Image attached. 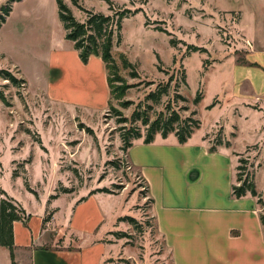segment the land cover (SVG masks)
Listing matches in <instances>:
<instances>
[{
  "label": "rangeland",
  "instance_id": "rangeland-1",
  "mask_svg": "<svg viewBox=\"0 0 264 264\" xmlns=\"http://www.w3.org/2000/svg\"><path fill=\"white\" fill-rule=\"evenodd\" d=\"M63 1L81 22L86 20L87 10L107 16L118 9L138 11L123 21L121 43L115 39L113 55L120 64V56L125 54L137 66L139 77L121 70L124 83L114 85L124 86L125 96L122 100L110 99L105 111L106 91L100 78L96 107L51 103L45 93L50 87L49 69L59 51L73 50L65 39L57 0H0V18L12 8L0 28V191L24 210V223L31 214L44 216V229H50L47 235L56 236V242L49 238L41 246L50 248L64 244V231L57 232V224L68 217L72 198L77 202L92 192L109 194L101 192L107 190L115 197L112 211L118 214L102 226L106 231L103 241L113 248L105 264H172L157 231L146 184L121 150L120 130L141 124H119L118 119H130L151 91L173 78L169 96L154 110L160 112L170 101L177 110L189 107L190 111H181L185 117L197 110L196 118L202 122L203 131L208 130L210 146L220 137L231 141L234 134L226 133L223 122L232 116L234 105L222 85L225 68L230 66L223 64L233 58L244 63L238 49L240 42H245L239 24L251 13L256 14L264 0H111L114 11L104 0ZM260 13L264 15V9ZM7 73L25 83L12 81ZM183 73L186 84H182ZM177 84L187 102L176 107L173 99ZM199 92L203 100L196 106L193 101ZM217 98L219 104L208 110ZM123 102L131 105L124 108ZM83 127L91 128L94 135ZM141 131L145 136L146 128L141 126ZM260 153V146H253L241 155L250 173L258 168ZM15 173L17 178L13 177ZM5 198L0 193V200ZM126 217H133L137 227L123 221ZM116 232L124 237L117 238ZM84 237L82 243L86 245L90 236L78 234L80 240ZM0 264H11L9 251L1 246Z\"/></svg>",
  "mask_w": 264,
  "mask_h": 264
},
{
  "label": "crops",
  "instance_id": "crops-1",
  "mask_svg": "<svg viewBox=\"0 0 264 264\" xmlns=\"http://www.w3.org/2000/svg\"><path fill=\"white\" fill-rule=\"evenodd\" d=\"M260 9L264 6L239 24L240 37L245 42H240L238 49L244 63L233 58L223 64L230 66L225 68L222 79L224 93L234 105L223 127L229 136L234 134L232 146H220L212 152L206 140L208 130L201 127L185 144H180L175 135L166 139L158 135L151 144L136 140L126 155L130 167L149 188L151 212L172 264H264L262 207L256 197L235 198L232 191L238 155L260 146L255 184L264 196V15ZM99 78L106 91L105 111L111 99L106 64L97 56L84 64L73 47L59 51L55 57L49 69L50 87L45 93L51 103L94 108ZM114 199L111 194L96 193L78 204L72 198L68 217L63 223L57 222V232L64 231L65 236L60 247L41 246L49 238L56 242V236L47 235L50 229H44L42 214H31L25 223L15 222L16 263L105 264L113 248L103 241L106 231L102 226L118 214L112 211ZM78 234L90 236V241L85 245L82 242L87 237L80 240Z\"/></svg>",
  "mask_w": 264,
  "mask_h": 264
},
{
  "label": "trees",
  "instance_id": "trees-1",
  "mask_svg": "<svg viewBox=\"0 0 264 264\" xmlns=\"http://www.w3.org/2000/svg\"><path fill=\"white\" fill-rule=\"evenodd\" d=\"M22 0H12V3L21 2ZM110 6V10L114 11V4L111 0H104ZM59 19L66 32L65 39L73 43V47L79 52L81 61L87 64L91 56H97L102 59L106 64L108 71V84L110 87L111 99L122 100L125 96L124 86H115V83H124L122 76L120 75L121 70L130 71V75L133 78H138L137 66L133 64L125 54L120 56V64L117 62L113 55V49L115 45V39L117 43H121V31L123 21L133 15H136L138 11H131L129 9H118L112 15H104L101 13H95L92 11H86L87 17L84 22L76 19L70 8L64 3L63 0H57ZM12 12V8H7L4 15L0 18V28L5 23L6 17H9ZM170 44L175 47L174 42L171 40ZM191 51L197 52L198 48H191ZM12 81L25 83V80H18L11 74L7 73ZM173 78L166 83H163L155 91H151L146 97L144 105L140 104L133 112L130 119L119 118L118 123L141 124L140 126H133L130 129L126 127L120 130L121 139L123 145L121 150L128 153L129 149L132 148L135 140L144 138L145 144H151L155 141V138L160 134L164 139L168 138L169 135L174 134L180 144H185L192 137L193 133L200 129L202 122L198 116V111H192L189 116L185 117L181 114V111H190L189 107L180 108L177 110L173 107V103L170 101L164 106L163 110L157 112L154 110V106L161 105L164 97L169 96L172 89ZM182 84H186V75L182 74ZM180 84L175 86L174 103L177 107L180 102H187V100L179 94L178 89ZM203 100V94L199 92L194 99V105L198 106ZM217 104H219L218 98L215 99L212 105L207 107L208 110H212ZM131 105L130 102H123L122 106L128 108ZM112 110L116 111L114 108ZM116 113H119L116 111ZM120 115V114H116ZM154 117V118H153ZM141 126L146 128V134L143 136ZM86 132L90 135H94L91 128L87 127ZM234 136V135H233ZM226 146L227 148L232 146L231 141H224L221 137L217 140L214 146H211L210 150L215 152L218 147ZM239 165L237 167V179L236 184L233 185L232 191L235 198H242L247 195H251L258 199V204L264 207V198L258 193L255 184V172L247 171V162L242 159L241 155H238ZM245 165V166H244ZM14 178H17V173L13 174ZM147 194H149V188L147 185L144 186ZM100 192V191H98ZM101 192L109 193L107 190ZM1 194L5 195L6 198L0 200V246L7 249L10 253L11 264H17L15 259V241H14V223L22 221L21 212L24 210L15 204V200L10 198L4 190L0 191ZM92 192L90 195L96 194ZM58 196H52V199ZM87 200L83 198L78 201L82 203ZM150 203H153L152 199H149ZM156 221V219L154 218ZM262 224L264 225V215H261ZM123 221H128L132 226L137 227L136 220L133 217L123 218ZM157 227V226H156ZM114 235L121 239L124 237L123 233L116 232Z\"/></svg>",
  "mask_w": 264,
  "mask_h": 264
}]
</instances>
